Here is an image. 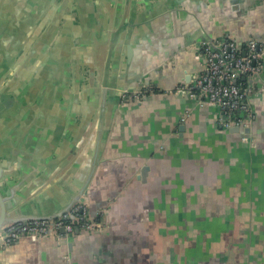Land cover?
<instances>
[{
  "label": "crops",
  "instance_id": "1",
  "mask_svg": "<svg viewBox=\"0 0 264 264\" xmlns=\"http://www.w3.org/2000/svg\"><path fill=\"white\" fill-rule=\"evenodd\" d=\"M90 5L91 46L79 53L95 67L96 86L76 77L66 91L35 85L31 69L23 84L1 80L0 160L8 161L12 210L55 213L90 162L96 110L81 129L100 102L98 89L144 93L117 106L82 195L89 219L104 228L23 238L5 249L1 264H264V74L251 93L247 139L221 128L218 110L185 92L201 69L199 41L264 39V0Z\"/></svg>",
  "mask_w": 264,
  "mask_h": 264
},
{
  "label": "water",
  "instance_id": "2",
  "mask_svg": "<svg viewBox=\"0 0 264 264\" xmlns=\"http://www.w3.org/2000/svg\"><path fill=\"white\" fill-rule=\"evenodd\" d=\"M91 1L0 0V81L3 80L7 83L15 79L17 84H23V80L26 78L25 71L31 69L35 72V85H41L42 83L59 84L61 85L59 89L64 87L66 91L73 77H76V84H78V80H81L82 83L88 80L95 87L97 84L95 67L91 63L89 65L85 64V60H82L79 53L81 48L90 49L91 46L90 42H87L89 39L88 32L93 29L89 23ZM74 17L76 20H74ZM87 17H89L88 20ZM72 31L75 36L74 41H72ZM12 37H14V41L10 43L9 38ZM224 37L227 36L224 35ZM215 40L209 38L199 42L213 43ZM199 46L196 48V52H198ZM72 63L74 64L72 65ZM9 69L13 70L9 72ZM257 80L254 85H256ZM3 81L2 83H4ZM142 84V87H153L150 83ZM109 90L110 87L106 84L98 89L100 92L96 93V96H100V104L98 102L92 104V108L88 112L89 115L86 116L89 118L88 124L81 129V135H83L89 128L93 112L96 110L97 119L94 123L93 152L90 162L87 164V170L82 172V184L76 193L68 198V202L64 207L57 212L45 215L20 213L12 210V203L9 201L16 202V200L12 197V189H10L11 194L6 193L9 189L8 181L10 179L4 173V167L6 168L8 165V161L0 160V260L3 252L10 245L23 238L31 239L28 235L22 234L17 239L7 242L9 237L7 228L9 226L16 223L26 224L31 220L57 219L77 204L86 205L82 195L99 162L109 133L112 116L122 98L130 99V95L137 94L128 87L117 88L116 94L113 92L108 94ZM193 100L198 105H210L199 103L196 99ZM236 114L240 118L245 116V113L240 111ZM214 116L216 121L220 123L219 126L224 128L222 121L225 120V116H220L217 111L214 112ZM251 126L243 129L233 126L229 129L241 130L242 134L247 136ZM79 230L78 227H75L72 234L79 232ZM62 232L63 229L56 230L51 236L58 239L57 235Z\"/></svg>",
  "mask_w": 264,
  "mask_h": 264
},
{
  "label": "built area",
  "instance_id": "3",
  "mask_svg": "<svg viewBox=\"0 0 264 264\" xmlns=\"http://www.w3.org/2000/svg\"><path fill=\"white\" fill-rule=\"evenodd\" d=\"M197 54L201 69L185 85L187 95L199 103L213 105L220 116H225L222 121L224 128L250 127L255 119L251 93L255 81L264 74V39L250 38L240 43L223 36L213 43L200 44ZM143 95L144 93L130 95V99L140 100ZM238 111L244 112L245 116L238 117ZM243 139H247L246 134ZM75 227L99 232L104 225L98 220L89 219L86 206L77 204L57 219L31 220L26 224L9 226L7 242L22 234L33 240L45 238L54 231L63 229L57 235L60 239L72 234Z\"/></svg>",
  "mask_w": 264,
  "mask_h": 264
}]
</instances>
